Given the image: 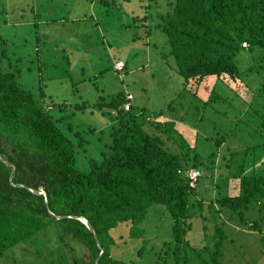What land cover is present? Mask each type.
Masks as SVG:
<instances>
[{"label":"trees","instance_id":"obj_1","mask_svg":"<svg viewBox=\"0 0 264 264\" xmlns=\"http://www.w3.org/2000/svg\"><path fill=\"white\" fill-rule=\"evenodd\" d=\"M150 1L145 2L148 9L156 5ZM162 4L156 27L166 35L165 59L193 96L208 77L232 95L238 92L231 85L242 82L250 99L237 98L246 108H251L250 100L255 102L252 115L246 110L252 120H240L238 113L239 137L244 136L239 151L224 148L228 135L223 133L210 141L213 149L200 154L193 142L198 132L193 130L190 139L182 132L193 126L161 110L152 119L145 117L142 110H133L132 98L123 110L126 93L121 91L89 106L57 103L40 85L28 90L20 82L23 70L17 58H10L0 37V257L20 246L17 253L23 260L14 259L13 251L6 254L15 264H221L219 241L197 248L188 243L185 235L192 220H207L206 228L216 236L210 208L216 207L228 222L235 216L240 220L243 210L255 206L264 210V171H253L256 159L264 157V0ZM205 86L207 95L199 98L198 109L228 103L215 91V83ZM65 106L68 115L61 112ZM84 109L106 115L108 124L99 159L90 158L81 170L75 151L86 152L87 142L62 124L66 116ZM254 134L260 138L251 143ZM190 169L197 174L188 184L184 173ZM206 175L218 178L212 198L195 190L197 178ZM163 213L170 220L169 235L160 239L157 226L152 231L145 221L149 214ZM258 221L248 228L259 230Z\"/></svg>","mask_w":264,"mask_h":264},{"label":"rangeland","instance_id":"obj_2","mask_svg":"<svg viewBox=\"0 0 264 264\" xmlns=\"http://www.w3.org/2000/svg\"><path fill=\"white\" fill-rule=\"evenodd\" d=\"M105 2L0 0V37L10 58H17V66L23 70L20 72L22 86L32 90L40 85L41 91L49 93L57 103L85 102L89 106L99 97L107 99L118 91L130 93L135 112L142 110L145 117L152 119L161 110L163 115L173 119L180 116V124L193 126L194 129L189 127L188 133L185 130L182 132L189 135H185L188 139L194 131L198 132L193 142L195 140L200 154L213 149L210 141L223 133L228 135L224 148L239 151V138L243 139L244 136L239 137L238 113L239 119L245 120L248 118L246 110L250 116L251 108L256 106L250 100L248 104L251 108H246L237 98L239 94L247 101L250 99L243 83L237 81L231 85L238 92L232 95L219 82L206 77L197 86L194 97V92L183 84L182 78L165 59L166 35L156 27L159 20L156 13L164 11V0H151L150 3L155 2L156 5L150 4L152 7L149 9L145 5L146 0ZM143 15H146L145 21H140ZM116 59L123 62L122 69L112 68ZM208 82L215 83V91L228 98V103L218 104L214 108L207 105L201 111L196 105L207 95L204 91ZM169 104L170 107L166 109ZM67 106L61 110L62 114L70 113ZM54 109L51 107L50 112L56 114ZM72 114L66 116L62 125L80 132L87 142L84 146L86 152L75 151L77 166L82 170L90 158L99 159V148L105 143L108 119L106 115L91 109L74 111ZM87 129L94 131L87 133ZM204 136L208 139H204ZM253 137L251 143L258 141L260 135L254 134ZM235 157L234 161L238 162L239 156ZM259 169L264 171V157L260 156L253 164V171ZM209 176L197 178V195L212 198V184L218 178ZM257 208L243 210L240 220L235 216L236 221L230 222L222 213L216 212V207L210 208L209 223L211 228L217 225L218 235H213V230L206 228L209 226L206 225L207 220L202 221L197 217L192 220L185 238L194 248L203 243L211 245L219 241L221 264H264V210L259 212ZM260 217L262 220L259 222L257 219ZM148 221L152 231L157 226L156 234L160 239L169 235L170 220L165 213L149 214L145 222ZM253 221H258L259 230L248 228ZM19 247L14 246L6 251L5 256L0 257V264H15V260L11 262V258L7 259L6 256L11 251L17 255L14 259L20 261L21 254L17 253ZM143 256L148 257L149 254ZM26 260L32 261V258Z\"/></svg>","mask_w":264,"mask_h":264},{"label":"built area","instance_id":"obj_3","mask_svg":"<svg viewBox=\"0 0 264 264\" xmlns=\"http://www.w3.org/2000/svg\"><path fill=\"white\" fill-rule=\"evenodd\" d=\"M121 66H122V62L120 60H116L112 64L113 69H119ZM125 98H126V100H125V102L122 103V106H121V108L123 110H126L128 108L129 100L132 98V96H131V94L126 93ZM184 174L186 175V177L189 180L188 184H190L194 180L197 172L193 169H190V170L185 171Z\"/></svg>","mask_w":264,"mask_h":264},{"label":"water","instance_id":"obj_4","mask_svg":"<svg viewBox=\"0 0 264 264\" xmlns=\"http://www.w3.org/2000/svg\"><path fill=\"white\" fill-rule=\"evenodd\" d=\"M78 219L81 221V223L90 231L92 232L91 227L89 226V224L87 223V221L81 217H78Z\"/></svg>","mask_w":264,"mask_h":264},{"label":"clouds","instance_id":"obj_5","mask_svg":"<svg viewBox=\"0 0 264 264\" xmlns=\"http://www.w3.org/2000/svg\"><path fill=\"white\" fill-rule=\"evenodd\" d=\"M242 44L244 45V43H242ZM242 44H241V45H242ZM120 61H121V60H120ZM121 62H122V61H121ZM112 64H113V63H112ZM122 64H123V63H122ZM121 67H122V66H121ZM121 67H120V68H121ZM112 68H113V67H112ZM120 68H119V69H120ZM119 69H114V70H119ZM129 94H130V93H129ZM131 96H132V95H131ZM129 104H130V103H129Z\"/></svg>","mask_w":264,"mask_h":264},{"label":"crops","instance_id":"obj_6","mask_svg":"<svg viewBox=\"0 0 264 264\" xmlns=\"http://www.w3.org/2000/svg\"><path fill=\"white\" fill-rule=\"evenodd\" d=\"M123 63V62H122Z\"/></svg>","mask_w":264,"mask_h":264}]
</instances>
